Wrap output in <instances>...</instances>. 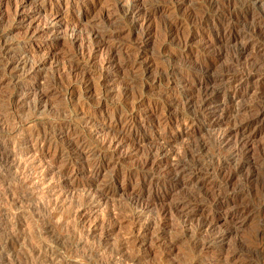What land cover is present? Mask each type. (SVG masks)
I'll use <instances>...</instances> for the list:
<instances>
[{"label":"rangeland","instance_id":"1","mask_svg":"<svg viewBox=\"0 0 264 264\" xmlns=\"http://www.w3.org/2000/svg\"><path fill=\"white\" fill-rule=\"evenodd\" d=\"M127 1L131 2L132 0H95L93 2L92 0H23V2L22 0H0V21L2 24L0 25V35H5L4 43L9 47L6 56L0 53V68L3 70L6 60L10 59V63H13L12 66H15L17 61H20L18 66L2 78L0 96L8 92L12 87H15L16 98L19 97L20 99H18L22 101L21 107H19L22 112L20 111L19 114L21 117H25H22L24 133L47 130L57 135V142H54V140L51 142L47 141L39 144V146L43 149L42 164L49 168L52 182L60 185V188L64 190V197H77L76 199H79L80 195L87 191L86 185L88 183L92 185V190H96V192L110 185L115 189V193H108V196L103 201L104 204L102 206L104 208H101L102 206L96 208L94 214L98 216L105 208H110L114 204L117 208L116 211H121L122 215H120V223L113 231L111 239L107 240L100 247L97 240H90L92 244L95 242L96 245H92L88 241V248L86 243V246L84 244V246H80L86 252L81 251L80 247L77 252L72 248L77 242L76 240L80 239L82 235L80 229L75 224H71V226L70 223H67V230L64 225H61L62 223L64 224L62 220L64 212L52 211L50 214H45L47 217H43L46 222L44 224L42 221L36 220L37 217L34 216L32 211H29L30 209L27 207L20 208L18 211L24 210L23 213H26L27 216L30 215L29 217H34V219L31 217L29 231L19 235L23 240L21 239V242L16 246H14L15 239L12 238L11 242L13 243L10 246L12 250L10 247H6V245H4L3 249H0V255L2 256H0V264H37V261H35L36 255H34L37 247L35 250L33 247L38 246L40 241H44L45 239H49L48 242L56 250L59 249L57 250L61 256L59 260L63 259L62 261L65 264L73 262L78 264L79 262H83L84 264H106V262L107 264H155V256L158 250L162 253L164 264H205L208 261L218 264H264V154L261 152L264 148V142H262L264 141V125H258L255 128L251 126V129L246 132L249 134L250 145L252 148H255L253 149V153L259 159L262 158L260 159L261 162L253 168L252 176L250 179L247 178L249 182L245 179L244 173L236 175L233 180L237 186L245 183L243 184V188L248 190L247 192H249L251 200L256 204L255 211L247 214L246 217H243L244 219H228L227 217L225 218V214L222 211L211 209L206 202H198L199 204L193 202L191 204L193 207L191 205L185 206L184 196L187 193V189L169 187L165 189L168 193L164 200L155 206V209L158 210L166 209V215L155 212V214H149L151 217L152 215L154 217H152L154 222L151 225V231H148V235L152 238V250H155L152 252L153 256L150 255V258L146 257L148 259L143 258V260H138L136 256L138 250L134 246L133 238L131 240L124 239L125 236L128 237L127 235L132 225L130 218L132 217V213L135 212L130 207L129 202L135 197L140 187L139 178L135 174V170L144 153L149 148H157L159 147L158 145L168 146L169 144L173 150L178 151L185 145L204 140L207 142V148L203 156L207 157L215 153V151L218 152L211 134L204 132L198 136L193 133L196 127L193 128L194 126H191L189 128L184 124L176 122V117L179 114L185 113L191 115L193 113L192 110H184L179 105L180 107L176 106L170 111L167 108L165 109L164 103L171 102L173 98L180 96L184 91L193 93V95L197 94L196 88L199 87V81L196 77L192 79V77L187 76L188 79H191L193 87H183L178 83L179 78L183 76L182 74L187 67L192 68L194 63L202 58L210 60L212 56L217 54V51H223L227 54V57H231L233 56L232 50H235L239 45L238 41L230 42V44L225 43L218 39V35L211 34L208 29L211 26H215V22H210L207 25L203 24L200 27L183 24L174 32V36L169 35V37H166L167 35L163 32V25L165 26L166 21L175 15L183 17L186 14L188 15L187 12L194 10L197 15L200 12H210L203 0H172L173 2L170 0H139L151 8L163 7V9H157L148 18H144L143 16L138 17L135 28H132L130 24L123 21L120 16H116L113 18L114 21L112 23L117 32L116 39L113 38L114 40L111 39L98 43L96 46L90 44L89 40L84 36L86 35L87 28H91L94 24L98 27L101 26L100 16L103 15L102 13L105 10L113 11L114 5ZM227 1L228 3L225 5L235 8H238L242 3V0ZM169 2L171 3L169 4ZM39 5L43 6L42 12L38 9ZM87 13H92V18L85 21L84 15ZM73 16H78L82 21L75 25V22L71 20ZM142 26L147 27L151 32L146 44H141L139 31L142 30ZM184 42L188 43L187 47H184L186 44ZM246 46L247 52L249 54L252 53L250 41L246 43ZM112 49L114 50L112 51ZM111 54L114 57L108 61L107 58ZM180 55L181 58H178L177 56ZM178 59L185 60L186 64H182ZM26 60L28 62L25 66L26 68H24L22 63ZM126 61L130 62V66L123 65ZM171 62L172 64H178H175L178 69L170 77L178 79L176 83L172 81L168 82L167 80L164 82L156 81L159 74L157 71L162 70V68L164 69ZM2 70L0 71L2 72ZM144 70L150 72L148 78L146 76L141 77ZM29 74L30 76H28ZM244 97L239 98L242 105L251 107L253 97ZM33 106L36 107L33 108ZM242 112L241 116L246 118L253 111L249 109ZM90 114L97 115L95 120L88 118ZM131 116L136 118L137 123L139 122L138 128L130 125L129 120ZM128 123L129 128H126L125 126ZM57 124H61L63 129H56L54 125L56 126ZM68 125H71L73 129L69 128ZM182 131L189 132L190 135L175 142L170 141L173 135ZM110 140L114 142V147L107 155H92L91 151L95 147L101 146ZM69 141H75L79 145L78 149L81 148V150L74 148L65 149L62 144ZM261 147L263 148L261 149ZM220 153L222 156L225 154V152ZM100 162L107 165L97 173V171L95 172L94 164ZM14 184L16 187V184L18 185L19 182L12 181L10 183L13 188ZM260 186L262 187L261 190ZM255 188L260 191L256 192ZM162 190L164 191V189ZM253 192H255V197L252 194ZM149 195L148 189H145L141 194L140 200L143 203L150 201ZM258 197L259 199L261 197V199L256 201ZM64 203L66 207L69 205L66 199ZM128 206L130 208L129 211ZM131 211L133 212L131 213ZM185 212H187L191 221H188L190 226L188 225L189 228L184 232L177 220ZM31 213L33 214L31 215ZM60 215L61 217H59ZM211 217L215 219V227L219 230L225 229L227 236L223 243L204 248L200 251L196 247V242L203 239V235H206V233L196 234V227L202 220ZM165 218H169L170 220L167 223L168 225L166 224L165 226L166 229L161 230L162 238L157 239V228L161 226ZM40 223L43 224L40 225ZM155 224H158V226ZM46 226L49 228L48 231L50 230L49 234L52 232L51 235L53 236L47 235L50 237H46L44 234L46 237L44 238L42 234L43 240L41 235L39 236L38 234ZM72 227L74 229L77 228L78 231H75ZM40 228L41 231H39ZM70 228H72L71 231ZM216 228L215 230H218ZM35 229H38L39 232L34 231ZM30 233L31 237L29 236ZM23 234L30 237V240L28 241V238L25 239L26 236H22ZM57 236L61 239L59 244H52L53 239ZM65 239H69L70 241H64ZM156 239L157 241H155ZM124 240L127 242L125 243ZM24 241L27 242L25 243ZM168 241L170 242L168 243ZM123 242L125 247H123ZM32 244L35 245L32 246ZM120 244L123 245V248ZM164 249L167 250L165 251ZM101 250L105 252V255ZM87 251L88 254H92L91 257L87 254ZM97 251H101V253L99 252V254ZM66 252L71 256H68ZM83 252L86 257H89H83ZM167 252H170V256L166 254ZM129 253H131L130 257L127 256ZM34 256L35 259L33 258ZM101 256L103 258L107 256L105 258H108V261L106 259L103 260ZM119 258L122 259L120 260Z\"/></svg>","mask_w":264,"mask_h":264},{"label":"bare ground","instance_id":"2","mask_svg":"<svg viewBox=\"0 0 264 264\" xmlns=\"http://www.w3.org/2000/svg\"><path fill=\"white\" fill-rule=\"evenodd\" d=\"M93 1L95 0H92V2ZM203 1L206 3L207 8H209L210 12H205V13L200 12V14L198 13L199 15H197L194 12L195 11L194 10L191 12H187L188 15L186 14L183 17H179L176 15L173 18L170 17L171 19H168L166 21L165 26L163 25L164 27L163 32L165 33V35H167L166 37H169V35L172 36L174 32L177 31V29L183 24L193 25L194 27H200L203 24L207 25L210 22H215L216 23L215 26H211L209 27V29L207 28L211 34L218 35V39H220L225 43L230 44V42L238 41L239 45L235 50H232L233 56L231 57H227L226 56L227 54L223 51H219V52L217 51V54L212 56L210 60L202 58L196 61L192 68L187 67V69L184 70L182 74L183 76L179 78L178 83H180L183 87L185 86L193 87V83L190 81L191 79H188L187 76H190V78L192 77V79L193 77H196L197 80L199 81V87L196 88L197 94L193 95V93L184 91V93L183 94L181 93L180 96H176L175 98H173L171 102L169 103L167 102V104L164 103V107L165 109L167 108L168 110L171 111L176 106L180 105L181 108L184 110H189V109L190 111L192 110L193 113L191 115L185 113L179 114L176 117L177 119L176 122L182 125L184 124L186 126L188 125L194 126L193 128L196 127V130L192 132L194 134H197L198 136L203 134L204 132L207 134H211V138L212 140H214L218 152L215 151V153L211 154L210 156L208 155L207 157L203 156V154L206 152L205 149L207 148V142L203 140L194 144L185 145L178 151L173 150L171 146L168 144V146L158 145L159 147L157 148H149L144 153L143 157L141 158L135 170V174L138 175L137 177L139 178V186H140L139 191L135 194V197H133V199L129 202L130 207L133 209V211H135V212L131 211V213L133 212L132 217L130 218V220H132L131 221L132 225L130 228V232L127 235L128 237L124 235L125 236L124 239L131 240L133 238L134 246L138 250V252H136V254L138 253L136 255L138 257V260L141 259L143 260V258L149 257L150 255L153 256L152 252L154 249L152 250V241H151L152 238L148 235V231L152 228L151 225L154 222L153 220L154 217L152 215L153 217L152 218L150 216L151 215L150 213L155 212L161 215H166V211H167L166 209L163 210L155 209L156 208L155 206L158 205L160 202H162L165 196L167 195L168 192H166L165 190L166 188L172 187V188H179L185 190L187 189V193L184 196L185 204L183 203L185 206L191 205L193 204V202L195 203L206 202L211 209L222 211L225 214V218L227 217L228 219L246 217L247 214H250L252 211H255L256 208V204L253 202V200H251L250 194L249 192H247L248 190L243 188L244 187L243 184L245 183L242 182L243 183L242 185L237 186L234 184L233 180L236 177V175L238 174L241 175L242 173L245 174L246 180L247 178L250 179L253 173V168L256 167V165L261 162L260 159H262V158L259 159L253 153L254 152L253 149L255 148H252V146L250 145L249 134H247L246 132L247 130L251 129L250 128L251 126H254L255 128L258 125H264V27H263L264 25H262L264 24V0H242L241 1L242 3L240 4V6L238 5L239 6L238 8H235L232 5H230L232 7H229V5H225L226 3H228L227 0H203ZM170 3L171 2H169V4ZM114 6L115 8L113 11L105 10V12L102 13L103 15L100 16L101 17L100 20L102 22L101 26L98 27L96 24H94V26L96 25L97 27L91 25L92 26L91 28L89 29L87 28V31L85 33L86 35L84 36L89 40L90 44L96 46L98 43H103L113 38L116 39L117 32L115 31V27H113L112 25L114 21L113 18L116 16L117 17L120 16L123 19V21H125L127 24H130L132 28H135L137 26L136 21L138 17L143 16L144 18L145 17L148 18L149 16H151L152 12L154 14V11H156L157 9H161V10L163 9V7L151 8L150 6L141 3L139 0H132L131 2L127 1L125 3L123 2L117 3ZM38 9H40L42 12L43 6L39 5ZM90 18H92V13H87L84 15L85 21L86 19L89 20ZM71 20L75 22V25H77L76 23L82 21V19L78 18V16L71 17ZM0 25H2L1 21H0ZM130 30L133 31L132 29ZM139 35L141 38V44L142 43L146 44L151 35V32L147 27H143L142 30L139 31ZM4 38H5L4 34L0 35V53L6 56V54H8L7 52L9 50V47L5 45ZM248 41H250L252 44L251 47L252 53L250 54L249 52H247V46H246V43ZM187 46L188 43H186L184 47ZM113 50L114 49H112V51ZM113 57L114 56L111 54L107 58V60L110 61ZM177 57L181 58V55ZM9 60H6V62L4 63L3 70L0 68V70H2V72L0 71V88L2 86V78L5 75L9 74V72L12 71V69L18 66V63L20 64V61H17L15 63L16 65L14 64L15 66H12L13 63H10ZM178 60L181 61L182 64H186L185 60L183 61L180 59ZM27 62L28 60L22 63L24 68H26L25 66L27 65ZM175 64L174 63L172 64V62L168 63L164 69L162 68V70L157 71L159 72V74L156 78V81L164 82L165 80H167L168 82L172 81L173 83L174 82L176 83L178 79L173 78L174 79L173 80L172 78H170L171 75L174 73V71L178 69L176 66L178 64L176 65ZM123 65L130 66V62L126 61L124 62ZM149 73L150 72L144 70V72H142L141 77L146 76L148 78ZM28 76H30V74ZM14 89L15 87H12L10 90H8V92L6 93L2 92L4 94L0 96V249L1 248L3 249L4 245H6V247L7 246L10 247L13 243L11 242L12 238L15 239V241L14 240L13 241L15 242L14 246H16L19 242H21L20 240L22 239L19 235H21L23 232L29 231L30 221H31L30 219L32 216L31 217H29L30 215L27 216L26 213H23L24 210L18 211L20 208L23 207H27L28 209H30L29 211H32L34 213V216L37 217L36 220L40 222L42 221L44 224H46V222L43 217H47L45 216V214H50L52 211H56V212L59 211L60 213L64 212L62 214V220L64 224L62 223L61 225H64L66 229L67 223H70V225L75 224L80 229V233L82 235L80 239L76 238L78 240H76L77 241L76 243L74 242L75 244L72 248L74 251L78 252V248L83 244L85 245V243L88 248L89 243L87 242L88 241L90 242V240L92 241L97 240L98 245L100 247L107 240L111 239L113 235V231L117 228V225L120 223L119 221L121 220L120 217L122 215L120 213L121 211L120 212L116 211L117 208L114 206V204L113 206L111 205L110 208H105L102 211V213L100 212L101 214L98 216H96L94 212L96 208H99L104 204L103 201L105 197L108 196V193H115V189H113L112 186L107 185L103 189H100L99 191L97 190L96 192V190H92L91 188L92 185L88 183L86 185L87 191L82 195H80L79 199H76L77 197L76 198L75 197L70 198L67 196L64 197V193H63L64 190L60 188V185L56 184L55 182H52V177L50 176L49 168L45 167L44 164H42L43 149L39 146V144L41 143L43 144L47 141L51 142L52 140H54V142H57V135H55L54 132H49L47 130L37 131V132L31 131L30 133H24L23 119H22L23 116L21 117L19 114L21 111L19 107H21L20 105L22 104V101L19 100L20 99L19 97H18L19 99L16 98L17 95ZM254 89L257 90V95L252 98L251 93ZM244 96H248V97L251 96L252 100L251 99L250 100L253 101L251 107L242 105L241 100H239V98ZM238 101L240 104L239 113H237V108H236ZM35 107L36 106H33V108ZM249 109L250 111L251 110L253 111L250 112L252 114L250 116L248 114L246 118H243L244 116H241L242 115L241 112L242 111L244 112V110L246 111ZM24 115L26 116V114ZM96 116L97 115L95 114H90L88 118L91 120H95ZM186 120L187 122L185 123ZM129 123H131L130 124L131 126L134 125L138 128L139 122L138 123L136 122V118L134 116L130 117ZM129 123L125 126L126 128H129ZM54 127H56V129L58 130L63 129L62 128L63 126L61 124H57L56 126L54 125ZM68 127L73 129L71 125H68ZM188 135H190L189 132L182 131L173 136L171 135L172 137L170 138L171 139L170 141L175 142L180 140L181 138H185ZM113 145L114 142L112 140L108 142L106 141V143H103L101 146L95 147L91 151L92 155H99V156L107 155L109 151L114 147ZM62 146L68 150L70 148H74L76 150L79 148V145H77L75 141L66 142L65 144H62ZM262 148L263 147H261V149ZM78 150H81V148ZM262 150L263 151L261 150L260 151L264 154V148ZM220 152H225V154L222 156ZM106 165L107 164L102 162L98 164L95 163L94 164L95 172L97 171L98 173ZM213 169H215L214 172ZM188 174H191L190 180L186 179V176H188ZM214 176L215 179L213 178ZM12 181H18L19 184L18 185L16 184V187L14 184V188H13L10 185ZM250 184L252 183L250 182ZM145 189H148L150 193L149 196L151 199L150 201L148 202L146 201V203H143V201H141L140 199H141V194ZM162 189H164V191ZM261 189L262 187L260 188V190ZM256 190H257L256 192L260 191L259 189ZM252 194L254 195L255 192H253ZM65 199L68 200L69 205H67V207L64 205ZM256 199H257L256 201H258L259 197ZM101 208L104 207L102 206ZM129 210L130 208L128 206V211ZM33 213H31V215ZM59 217H61V215ZM32 218L34 219V217ZM178 218L180 219L177 221H179L178 223L180 224L182 231L185 232V230L188 229L190 226L189 225L190 223H188L190 217L188 216L187 212H185L182 213V215ZM169 220H170L169 218H165L161 226H158L159 224L158 221H157L158 224H155L156 226H158L157 228L158 230L156 229L157 232L154 231L156 232L157 239L162 238L163 235L161 230L165 228ZM43 223H40V225ZM215 224L216 223L214 217L208 219L206 218L202 220L199 224H197L196 234H201L203 232L206 233V235L205 234L203 235L204 237L201 235L203 239H201L199 242H196L197 243L196 247L198 250L202 251L204 248L213 247L217 244L224 242L225 237L227 236V231L225 229L219 230L218 228L215 227ZM35 225L37 224L35 223ZM72 228L74 229V227ZM72 228H70V231ZM215 228L218 230H215ZM38 229L37 230L35 229L34 231H38ZM48 229L49 228L47 226L43 227L42 232L38 235L39 236L41 235L42 237V234L43 235L45 234L46 237H50L47 235H51L52 232L51 234H49L50 230L48 231ZM74 230L76 231L77 228ZM39 231H41V228ZM45 235L44 238H46ZM22 236H26V235L23 234ZM29 236L31 237V233L29 234ZM30 237L26 236L25 239L28 238L27 240L29 241ZM44 238L42 237L43 240ZM157 239L155 241H157ZM48 240L46 241L48 242ZM60 240H61L60 237L57 236L56 238L53 239L52 244L54 243L55 245L59 244ZM67 240L65 239L64 241ZM44 241L41 240L40 243L38 242L39 243L38 246L36 245L35 247H33L34 250L37 247L35 254L33 253L34 255H36L37 260L35 259V256L33 258L35 259V261H37V264H63L64 263L62 261L63 259L59 260L61 257L59 251H57L59 249L56 250L55 247L51 246L49 242L48 244L46 241L45 242ZM24 242L26 243L27 241ZM169 242L170 241H168V243ZM130 243L132 242L130 241ZM90 244H92V242H90ZM93 244H95V242ZM34 245L35 244H32V246ZM62 245H63V241H62ZM120 245L121 247L123 246L122 244ZM69 246L71 248L70 244ZM117 246L119 245L117 244ZM103 247L105 246L103 245ZM123 247H125V244ZM18 249L20 250L19 247ZM80 250L84 251V249L82 248ZM103 250L101 251L103 252ZM101 251L99 252L101 253ZM84 252H83V257L85 256ZM104 253L105 252H103V254ZM169 253L170 252H167L166 254ZM130 254L131 253H129L127 256L130 257ZM88 255L91 257L92 254L91 255L88 254ZM68 256L71 255L69 254ZM101 257L103 258V256ZM105 257L103 258V260L108 259ZM119 259L121 260L122 258ZM80 263L81 262H79V264ZM69 264H78V263L73 262ZM205 264H218V263H211L210 261H208Z\"/></svg>","mask_w":264,"mask_h":264},{"label":"clouds","instance_id":"3","mask_svg":"<svg viewBox=\"0 0 264 264\" xmlns=\"http://www.w3.org/2000/svg\"><path fill=\"white\" fill-rule=\"evenodd\" d=\"M257 95V90H253L252 93H251V96L252 97H255ZM239 107H240V104H239V101L237 102V105H236V108H237V113H239ZM187 122V120L185 121V123ZM243 122V121H241ZM235 126V125H233ZM189 128H191V125H188ZM206 138V137H205ZM264 142V141H262ZM188 143V141H187ZM186 143V144H187ZM215 171V169H213V172ZM215 179V176L213 177ZM186 179L187 180H190L191 179V174H188V176H186ZM101 183H103V181H101ZM155 261H156V264H164L163 262V259H162V253L158 250L157 253H156V256H155Z\"/></svg>","mask_w":264,"mask_h":264}]
</instances>
